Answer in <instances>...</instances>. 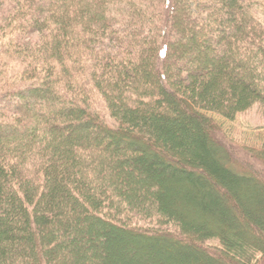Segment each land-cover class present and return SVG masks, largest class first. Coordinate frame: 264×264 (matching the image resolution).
I'll return each mask as SVG.
<instances>
[{
    "label": "trees",
    "instance_id": "trees-1",
    "mask_svg": "<svg viewBox=\"0 0 264 264\" xmlns=\"http://www.w3.org/2000/svg\"><path fill=\"white\" fill-rule=\"evenodd\" d=\"M7 60L0 264H115L118 235L162 264L264 258V181L215 139L208 113L264 100V28L245 0H0ZM246 151L264 166V146ZM176 183L217 231L172 200ZM217 193L231 206L230 194H257L256 207L241 204L238 223Z\"/></svg>",
    "mask_w": 264,
    "mask_h": 264
},
{
    "label": "rangeland",
    "instance_id": "rangeland-1",
    "mask_svg": "<svg viewBox=\"0 0 264 264\" xmlns=\"http://www.w3.org/2000/svg\"><path fill=\"white\" fill-rule=\"evenodd\" d=\"M245 2L249 5L252 13L260 22L261 27L264 28V0H245ZM145 35V31L141 32L140 37L142 38V36ZM111 45L113 44L111 43ZM103 48L106 49V47ZM170 59L175 64L178 62H176V60H174L172 57L169 58V60ZM0 63H4L0 66V72H3L2 74H10L14 71V62L11 60L0 61ZM88 97L89 103H91L90 108L97 110L99 114L104 117L105 121L110 124L112 120L110 119L107 110L103 106L104 103L97 92H94L92 89H90ZM208 113L213 114L216 118V121L221 126V130L219 129V131L215 133V139H217V141L222 143L227 148V150H229L231 157L237 165L240 164L245 169L253 171V173L257 174L264 181V166L260 165L258 160L251 159L249 157L251 154H248V151H246V148L249 147L260 148L261 146H264V100L253 103L249 108L241 112L230 110L223 115L211 111ZM124 170H126V168ZM243 187L245 186H240V188ZM260 188L264 193V185L260 186ZM172 195V200L174 198L180 200V205L185 208L184 210L186 214H190L197 220H206L209 230L214 232L217 231L216 227L218 221L216 220V216H212L208 211H205V208L201 207L198 201L195 203L187 201L180 184L176 183L173 186ZM217 195L220 196V199H222L226 206L230 208L231 213L238 223H240V218L235 213H241V204H253V207H256L255 195L257 196V194L242 193L239 194L240 198L238 199L235 198L234 194H230L228 198H230L231 202H233V206L235 208L229 204V202L226 200V197L222 198V195L219 193H217ZM136 220L138 219H131L133 222H136ZM240 226H242L244 229L246 228V230H249L253 236L259 234V230L251 224L246 225L241 221ZM115 239H118V245H114L116 255L111 256L110 262L113 261L115 264H147L148 260H151V264H162V252H159L160 255L155 254L149 248V244H146V248L144 249H133L135 241H132V239H127L122 235H118V237ZM215 244H217L216 239H211L204 242V246L211 248L215 247ZM112 245L110 244L111 249ZM158 248L160 247L158 246ZM163 248H167L168 251H173L172 247L163 246ZM130 257L132 259H129ZM105 258L106 261H109L107 256L102 260H105ZM165 262L173 264L172 260H165ZM217 264L223 263L218 262ZM258 264H264V258H262Z\"/></svg>",
    "mask_w": 264,
    "mask_h": 264
}]
</instances>
